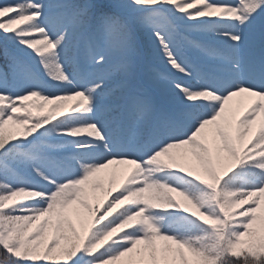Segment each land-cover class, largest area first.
I'll return each mask as SVG.
<instances>
[{
    "label": "snow or ice",
    "instance_id": "obj_1",
    "mask_svg": "<svg viewBox=\"0 0 264 264\" xmlns=\"http://www.w3.org/2000/svg\"><path fill=\"white\" fill-rule=\"evenodd\" d=\"M258 18L264 0H0L23 53L0 71V264H264ZM141 30L170 108L126 82Z\"/></svg>",
    "mask_w": 264,
    "mask_h": 264
},
{
    "label": "trees",
    "instance_id": "obj_2",
    "mask_svg": "<svg viewBox=\"0 0 264 264\" xmlns=\"http://www.w3.org/2000/svg\"><path fill=\"white\" fill-rule=\"evenodd\" d=\"M264 18H258L255 27L253 28L254 32L250 35V45L257 52L264 47ZM138 54L135 57L136 67L132 74V80L134 83H138V70L140 64L146 63L150 57L153 55L159 56L156 45L153 38L145 31L141 30L138 32ZM10 54H17L23 56V53H19L14 47L10 44H7L3 39H0V71H8V56ZM161 57V56H160ZM162 58V57H161ZM163 59V58H162ZM164 69L159 66H153V71L163 72L166 70V62L164 61ZM120 77H118L119 80ZM114 87V86H110ZM107 91V90H106ZM147 94L151 95L158 107L167 109L172 107L175 104V98L172 93L168 90L167 86L158 80H156V85L153 88H148L145 91ZM117 97V92H112V99Z\"/></svg>",
    "mask_w": 264,
    "mask_h": 264
},
{
    "label": "rangeland",
    "instance_id": "obj_3",
    "mask_svg": "<svg viewBox=\"0 0 264 264\" xmlns=\"http://www.w3.org/2000/svg\"><path fill=\"white\" fill-rule=\"evenodd\" d=\"M164 60L160 56L153 55L149 58V60L146 63L140 64V68L138 70V83H134L132 80V75L127 78L126 82L133 88L142 89L143 91H146L148 88H153L156 85V79H155V73L153 71V66H159L160 68L164 69ZM136 65V64H135ZM136 67V66H135ZM134 67V69H135ZM133 69V72H134ZM132 72V74H133ZM123 77H120L118 81L123 80ZM117 97L113 100L116 102H119V98L122 95V93L119 90H116ZM69 103H72L71 101ZM235 106V102H232ZM244 103H247V100L245 99ZM243 105H241V108Z\"/></svg>",
    "mask_w": 264,
    "mask_h": 264
}]
</instances>
